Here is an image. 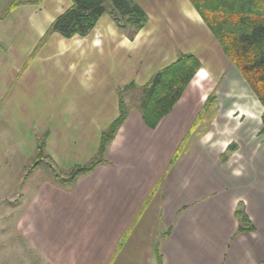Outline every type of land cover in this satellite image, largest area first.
Returning <instances> with one entry per match:
<instances>
[{
  "label": "crops",
  "instance_id": "1",
  "mask_svg": "<svg viewBox=\"0 0 264 264\" xmlns=\"http://www.w3.org/2000/svg\"><path fill=\"white\" fill-rule=\"evenodd\" d=\"M44 1L11 12L23 10L11 31L18 40L0 37V144L25 157L12 172L4 162L0 179L15 245L41 264H156V248L162 264H264L263 108L189 1L130 0L147 16L132 39L107 13L85 37L50 33L63 11L38 12ZM180 55L201 68L156 129L130 109L107 164L71 183L26 184L38 163L64 174L90 164L118 116V91L145 85ZM240 204L254 232L237 233Z\"/></svg>",
  "mask_w": 264,
  "mask_h": 264
},
{
  "label": "trees",
  "instance_id": "2",
  "mask_svg": "<svg viewBox=\"0 0 264 264\" xmlns=\"http://www.w3.org/2000/svg\"><path fill=\"white\" fill-rule=\"evenodd\" d=\"M38 0L35 5L40 4ZM202 22L218 42L224 56L231 62L263 108L261 131L264 135V0H188ZM71 5L51 23L48 32L56 33L64 39L75 36L85 37L94 28L100 17L108 14L120 29H132L130 39L140 31L147 21L145 13L130 0H70ZM109 4V9L106 7ZM13 5L9 8L11 11ZM201 68L200 61L193 55H180L175 62L163 68L143 86L129 84L118 91V116L100 136L96 158L88 165L76 166L67 179L61 183H71L79 175L91 173L97 166L107 164L108 146L128 116L123 102V93L137 89L140 93L138 110L145 125L154 130L159 122L169 115L182 97L184 91ZM214 95L207 97L205 107L215 106ZM204 107V108H205ZM199 116L192 127L199 124ZM42 141V140H41ZM183 142L170 161L171 167L180 157ZM41 146L39 150L41 152ZM228 146L227 150H231ZM223 163L226 157L221 158ZM59 181V180H58ZM238 222L237 233L254 232L243 204L234 212ZM156 264L162 258L155 249Z\"/></svg>",
  "mask_w": 264,
  "mask_h": 264
},
{
  "label": "rangeland",
  "instance_id": "3",
  "mask_svg": "<svg viewBox=\"0 0 264 264\" xmlns=\"http://www.w3.org/2000/svg\"><path fill=\"white\" fill-rule=\"evenodd\" d=\"M42 1L40 2V4L35 5V3L38 2V0H0V22L3 21L6 17H8V15L14 10L13 8L21 7L24 5H31V6L39 7ZM67 2H68L67 0H45L42 4V7L38 9V12L39 11L42 12L45 10V8H47L48 13L50 15H53L52 13L54 12V10L52 11L51 9H53L52 7L56 3H58L59 5L54 15L62 11L64 12L65 7L67 6ZM12 5H13V8H12L13 10L11 11L9 8ZM106 7L109 9L108 3H106ZM22 15H23L22 9L21 10L18 9L16 12L11 13L6 21L7 24H10V27H8L7 31L0 30V37H2V35L10 34L14 27L20 25L21 23H24L25 20L21 19ZM51 19L52 18L49 17L48 22H50ZM12 33H15V32H12ZM20 34H21V31H17V34L15 36H13L14 34H12V36H10L9 39H11L12 37V39L15 38V40H18V37ZM3 40L4 39L2 40L0 39V41H3ZM7 41L8 39L6 38L4 42L7 43ZM206 59L208 60L209 63H211L212 59L209 58L208 55H206ZM198 77H200V75H197V78ZM121 90H123V88L120 89L119 91ZM209 90H211V88ZM140 93L141 92L137 90L136 88L123 93L122 99L127 107V110H130V109L138 110L139 108L138 105L141 100ZM248 94L253 104L258 107L259 113H261L262 107L249 88H248ZM210 95L215 96L214 89L212 90V93ZM191 145H192L191 143L188 144L187 151L191 150ZM10 146H11V143L1 142L0 144V179L5 178L4 175H1V171L3 172V168H4V162L7 163L8 166L10 165L9 169L6 170V172H9V171L12 172L13 169L14 170L20 169L21 168L20 164L22 165L23 163H25V159H24L25 157L19 158L18 156L10 155V152H11L9 150ZM6 152H8V154ZM36 161H37L36 159L30 162L29 160H27L30 166H32ZM38 164L39 166H38L37 173L29 174L27 176L29 179L27 180L26 184L33 183V182H39L41 180H46V179L48 181L57 182L58 180L60 181L61 179L62 180L67 179L69 177L68 176L69 170L65 171L66 174H64V172H61L60 170L54 171L50 169L47 163L42 162ZM8 177L12 179V174L8 175ZM7 186H8V183H7ZM9 191L10 193H12V190H9ZM6 192L7 191L1 190L0 195L3 196ZM7 204H8L7 200L0 201V264H41L42 261L41 260L38 261L39 259L32 256L31 252H30V255L24 254L22 252H25V250H21L18 246L15 245V237H13L14 234L12 233L11 221L7 217L8 216V205Z\"/></svg>",
  "mask_w": 264,
  "mask_h": 264
}]
</instances>
